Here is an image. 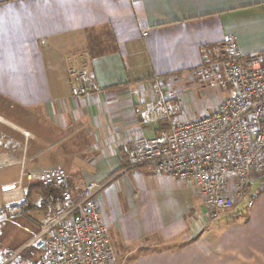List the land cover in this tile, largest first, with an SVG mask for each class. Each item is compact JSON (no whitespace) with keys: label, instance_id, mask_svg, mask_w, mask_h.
I'll return each instance as SVG.
<instances>
[{"label":"crops","instance_id":"crops-1","mask_svg":"<svg viewBox=\"0 0 264 264\" xmlns=\"http://www.w3.org/2000/svg\"><path fill=\"white\" fill-rule=\"evenodd\" d=\"M229 35L242 54L264 51V0H0V210L61 166L75 196L106 184L96 203L116 264H264V176L253 207L224 219L193 183L128 169L132 143L167 129L147 121L151 79L181 103L188 72L221 60ZM83 69L99 92L74 97Z\"/></svg>","mask_w":264,"mask_h":264},{"label":"built area","instance_id":"built-area-1","mask_svg":"<svg viewBox=\"0 0 264 264\" xmlns=\"http://www.w3.org/2000/svg\"><path fill=\"white\" fill-rule=\"evenodd\" d=\"M224 46L221 60L188 72L202 83L229 92L202 118L178 121L182 111L178 94L162 77L151 79L156 106L147 111V121L162 122L167 129L156 137L134 141L128 168L147 167L193 183L214 218L241 203L252 208L251 187L264 176V51L242 54L233 35L226 37ZM72 76L74 97L99 92L88 70L72 72ZM37 179L43 189L34 203L42 212L38 231L18 251L0 250V264H116L109 231L96 203L106 184L90 183L75 196L61 166L41 170ZM28 193V189L20 194L9 191L0 214L24 216L31 204ZM200 229L205 231L206 226Z\"/></svg>","mask_w":264,"mask_h":264},{"label":"rangeland","instance_id":"rangeland-1","mask_svg":"<svg viewBox=\"0 0 264 264\" xmlns=\"http://www.w3.org/2000/svg\"><path fill=\"white\" fill-rule=\"evenodd\" d=\"M193 82L189 87L185 86L186 88L182 91L183 96L180 106L185 118L197 120L204 117L207 113H210L211 108L216 107L225 100L228 93L219 87L211 86L204 82L202 83V81L195 80ZM24 134L26 133L24 132ZM38 182L37 179L23 182L25 186L23 187L28 189V196L31 203L24 216L9 218L0 214V250L4 252L18 251L26 245L29 237L36 232L39 222L42 219V212L34 204L36 195L42 191ZM17 186L18 184H16ZM238 205L236 209L234 207L229 211L222 212V217L228 219L233 216H238L241 213L245 215L247 212L246 204L241 203Z\"/></svg>","mask_w":264,"mask_h":264},{"label":"trees","instance_id":"trees-1","mask_svg":"<svg viewBox=\"0 0 264 264\" xmlns=\"http://www.w3.org/2000/svg\"><path fill=\"white\" fill-rule=\"evenodd\" d=\"M262 179H263V178H262ZM40 189L43 191V189H42L41 186H40ZM42 191H41L40 193H42ZM28 198H29V196H28ZM28 208H29V207H28ZM28 208H26V212H27ZM25 257H26V258H30V254H25Z\"/></svg>","mask_w":264,"mask_h":264}]
</instances>
